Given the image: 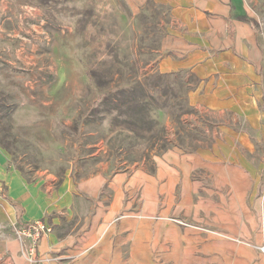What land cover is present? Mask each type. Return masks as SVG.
Listing matches in <instances>:
<instances>
[{
  "label": "rangeland",
  "instance_id": "374dc122",
  "mask_svg": "<svg viewBox=\"0 0 264 264\" xmlns=\"http://www.w3.org/2000/svg\"><path fill=\"white\" fill-rule=\"evenodd\" d=\"M246 7L257 35L256 77L236 90L222 81L217 91L189 70L172 72L168 95L178 105L173 115L153 106L150 148L147 133L124 128L141 113L103 115L98 96L160 73L167 5L0 0V148L8 165L29 180L48 175L54 187L103 177L96 198L77 191L71 218L57 216L58 233L94 213L96 201L110 203L111 176L142 174L123 188V207L111 211L90 248L64 264H264V0ZM163 127L173 143L167 151L178 156L159 175Z\"/></svg>",
  "mask_w": 264,
  "mask_h": 264
},
{
  "label": "crops",
  "instance_id": "0c3cea01",
  "mask_svg": "<svg viewBox=\"0 0 264 264\" xmlns=\"http://www.w3.org/2000/svg\"><path fill=\"white\" fill-rule=\"evenodd\" d=\"M126 1L137 9L149 0ZM152 1L167 5L171 18L161 41L162 54L157 63L160 73L189 70L201 80L203 88H216L217 91H221L222 81L229 82L230 90H236L244 86L246 80L256 77L257 35L249 22L242 19L243 16L251 17L246 0ZM177 156L175 148L157 156V173L167 171L166 163ZM235 173L242 179L239 171ZM141 175L136 171L111 176L107 184L113 194L110 203L103 206L101 201H96L98 206L95 205L94 213L59 234L56 225L61 220L57 216L65 211L67 219L71 218V203L77 191L96 198L103 184L101 174L75 183L66 178L54 187L48 175L33 180L25 178L19 170L8 165L7 156L0 148V264H26L19 254L13 227L40 218L54 229L39 239L38 260H46V264H64L65 259L81 254L99 236L111 211L123 207V188L133 189ZM241 181L238 190L245 188L246 181ZM113 252L112 256L117 258L116 250ZM119 264H129V261L120 258Z\"/></svg>",
  "mask_w": 264,
  "mask_h": 264
},
{
  "label": "trees",
  "instance_id": "16d2710c",
  "mask_svg": "<svg viewBox=\"0 0 264 264\" xmlns=\"http://www.w3.org/2000/svg\"><path fill=\"white\" fill-rule=\"evenodd\" d=\"M242 19L253 23V20L247 16H243ZM174 73H150L144 77L146 82L130 80L126 85H116L114 92L103 93L98 96V104L105 107L103 115L112 111L122 112L123 109L131 110L130 115L135 113H141L140 118H129L126 120L127 125L124 127L128 131H133L136 135L143 137V133H147L148 146L152 148L154 146V133L153 128L157 124V121L150 116V112L153 110V106H156L158 110L166 111L169 109L170 114L173 115L171 109L178 105V102H170V96L168 90L173 89L171 80L170 84H167L166 78ZM164 97V98H162ZM177 103V104H176ZM176 116H180L176 114ZM104 116L101 115L102 119ZM134 117V116H133ZM128 125H134L129 127ZM163 134V142L159 144V151L165 152L167 149L173 146V143L168 139V134L165 127L160 129ZM120 147H124L121 142Z\"/></svg>",
  "mask_w": 264,
  "mask_h": 264
},
{
  "label": "built area",
  "instance_id": "2783aa9c",
  "mask_svg": "<svg viewBox=\"0 0 264 264\" xmlns=\"http://www.w3.org/2000/svg\"><path fill=\"white\" fill-rule=\"evenodd\" d=\"M50 231L51 226L44 219L14 226V235L19 244H22L21 255L33 263L36 262L39 239ZM26 242L27 245L24 246Z\"/></svg>",
  "mask_w": 264,
  "mask_h": 264
}]
</instances>
